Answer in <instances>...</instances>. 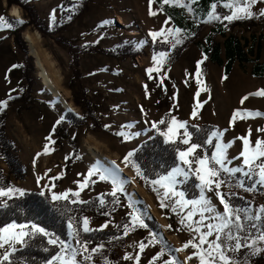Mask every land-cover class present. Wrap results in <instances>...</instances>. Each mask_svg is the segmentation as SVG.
Returning <instances> with one entry per match:
<instances>
[{"label": "rangeland", "instance_id": "1", "mask_svg": "<svg viewBox=\"0 0 264 264\" xmlns=\"http://www.w3.org/2000/svg\"><path fill=\"white\" fill-rule=\"evenodd\" d=\"M64 2L65 0H0V16L14 24L13 29L0 31V101L8 100L7 134L18 150L26 172V178L23 181H14L11 188L20 189L24 194L40 193L48 189L45 194L50 196L53 193L79 190V182L86 178L87 171L97 163L88 149V146H92L103 155L115 160L135 178V190L144 200L141 204L145 207L144 212L142 211L143 218L158 225L161 231L160 241L165 242L152 246L150 230L136 228L118 244L116 252L122 259L125 255L135 257L139 254L140 264H149L152 257L161 250L165 252L162 260L171 259L173 256L166 252L165 248L174 252V249L182 248L196 234L179 223L180 215L173 213L169 208L162 209L159 206V198L152 191V185H146L137 177L135 169L123 163L124 157L129 151L138 150L142 144L156 135L155 129H151L153 121L158 123L161 119L170 118L171 122L174 117L178 122H187L191 126L210 125L224 132L223 143L234 141L227 151L229 159L233 161V166L244 167L242 157L235 159L243 151V142L238 137L246 136L251 129L253 147L255 140L264 139V133L257 131L258 128L264 127V115L244 120L237 118L234 124L231 117L237 110L264 113V97L250 95L264 89V77H255L252 74L258 64H264V17L256 15L254 18L231 23L227 21L203 23L202 20H206L207 16L201 17L202 10L191 4V0H181V2L191 5L193 12H189L187 7L177 6L170 0L171 7L177 6L182 10L176 17L200 20L204 27L197 35L192 36V39L182 35L181 44L185 43L186 47L180 59L170 67L163 65L162 72L153 73V79H149L146 70L155 66L152 57L157 42L152 40L149 33L163 28L167 35V28L173 30L176 28L173 19L163 11L158 0L152 5V10L157 12L156 16L149 14V0H91L88 9L70 27L63 31L51 32L52 28L62 20ZM228 2L243 6L245 0H228ZM16 7L26 24V28L21 32L26 50L19 48L16 43L19 24L15 21L20 20L12 14ZM226 10L227 14H230L231 10ZM257 10H264V0L253 6V11ZM53 11L56 13L55 23L51 18ZM106 20L113 23L104 24ZM38 21L44 22V26ZM221 24H224L227 36L233 35L242 41L247 62L236 61L231 72L227 73L225 38L216 36L215 43L222 46L225 65H217L207 58L197 69L198 62L206 56L204 49L210 45L209 36ZM26 34L35 38L34 45L48 72L53 79H59L61 93L77 108L78 113L74 115L78 118L84 116L83 106L89 101L98 119L97 124L89 121L82 128H75L64 121L57 127L54 137L57 144L50 145V154L42 155L39 160L35 157L37 153L43 151L45 143H48L45 137L49 135L55 121L69 112L64 110L58 101H54L53 96L43 86ZM168 40L171 41L169 36ZM65 41L78 48L74 54L71 53L68 45H64ZM142 44L138 56L123 55L117 50L123 47L136 49ZM28 64L34 66L32 74L35 80L31 87L24 77ZM14 65H23V67L17 68ZM27 70L30 68L28 67ZM197 70L201 73L200 83H197L195 75ZM75 71H80V74H75ZM161 78L163 84H160ZM144 85H147V92ZM201 87L206 88L207 91H201ZM13 89L16 91H12ZM197 92H200L199 97L196 96ZM9 93L16 98L10 99ZM246 95L249 99L241 104L242 98ZM198 104L203 106L198 108ZM141 108L144 109L143 112ZM193 111L198 113L195 119L192 118ZM130 123L135 125L132 131L139 132V136L124 142L123 138L112 135L113 132L120 130L121 125ZM109 124L112 127L105 130L103 126ZM62 130H67L69 138L64 137ZM72 136L76 139L73 140ZM74 153L79 154L82 159H75L74 164L69 166L70 159L65 162V157L71 158ZM0 169L8 174L6 165L1 164ZM41 176L44 177L43 180H39ZM57 176L62 178L52 179ZM250 182L252 183L251 180ZM126 189L130 193V184ZM111 190L110 183L93 177L81 193L80 199L90 201L94 197H100L102 193H110ZM221 191L227 192L228 189L222 186ZM231 191L235 193L233 197L242 198L250 203L256 213L259 207L264 205V194L244 192L242 188L236 187ZM19 196V193H14V198ZM122 197L124 202L109 220H97L94 216H89V227L101 229L105 223H108L109 227L102 231L115 230L117 227L114 225H119L128 217L130 211L127 208L128 197ZM9 201L6 197H0V206ZM213 203L222 210V206L218 205L215 199ZM150 210L154 220L148 217ZM178 212H180L179 208ZM197 220L199 216L194 217V221ZM169 225L171 228L168 227ZM70 237L74 245L75 241L71 234ZM140 241L147 242L148 246L144 253H139ZM17 247L20 249L23 245ZM3 251L0 249V257ZM194 252V249L188 248L174 253L180 261H184L183 253L187 257L191 255L193 259L189 260L190 264H199ZM78 259L83 264L82 257ZM129 261L135 264L134 259ZM99 262L101 260L97 261ZM157 264H161V261ZM250 264H264V252L253 256Z\"/></svg>", "mask_w": 264, "mask_h": 264}, {"label": "snow or ice", "instance_id": "2", "mask_svg": "<svg viewBox=\"0 0 264 264\" xmlns=\"http://www.w3.org/2000/svg\"><path fill=\"white\" fill-rule=\"evenodd\" d=\"M157 0H149V14L156 16L157 12L152 10V5ZM179 7H187L189 12H193L194 9L191 5L182 3L181 0H171ZM197 0H191V4H195ZM223 8L229 9L230 14H220L217 12L218 3L213 2L210 6V11L207 13V19L202 20L203 23H210L212 21L223 22L227 21L231 23L233 21L254 18L256 15L264 17V10L253 11V6L261 3L262 0H245L243 6L239 3L226 2L222 0ZM170 0H162L163 5H168ZM53 23L56 20V13H51ZM16 24L24 25L25 21L20 19L15 21ZM113 23L112 21H104V24ZM14 24L5 17L0 16V31L6 29H13ZM51 31V29H49ZM181 29L176 27L167 28V35L165 29L160 31H152L149 36L153 41L160 39L161 43L169 44L170 48L175 50L177 45L183 42L181 36ZM191 35V33H186ZM168 36H173L174 39L168 40ZM170 58L168 51H159L152 57L154 67L147 68V76L149 79H153V73H161L163 65ZM204 59L198 62L197 69L200 64H203ZM14 67L20 68L23 65H14ZM197 77V83H200V71L195 73ZM227 79V77H225ZM160 84H163V78L160 80ZM144 89L147 92V85H144ZM12 91H16L13 89ZM23 91V89H20ZM201 91H207L206 88L201 87ZM200 92L196 93L199 97ZM251 96L264 97V89L250 93ZM10 99H15L9 93ZM249 96L246 95L242 98L241 104L248 100ZM58 103H62L57 98ZM8 106V100L0 101V109H6ZM203 105L198 104L197 107ZM55 107V105H54ZM69 113L71 109L67 110ZM143 112L144 109L141 108ZM146 115V113H145ZM198 113L192 112V118L195 119ZM264 115L259 111H239L237 110L231 117V121L234 124L237 118L244 120L246 118L260 117ZM65 116L61 115L57 119L50 130L49 135L45 137V143L43 151L37 153L35 159L39 160L42 155L50 154V145H56L57 140L54 139L57 127L65 121ZM79 120H84L83 116L79 117ZM147 123V121H145ZM166 125V120L161 119L159 122L153 121L151 123V129L162 137L167 144L174 145L178 151L179 165L171 169V171L165 175L159 176V178H149L146 175L145 170L139 166L138 162L134 160L136 152L138 150L129 151L124 157L123 163L131 165L135 169V175L145 182V184L152 185V191L156 193L159 198V206L163 208H169L173 213H177L181 216L179 223L184 226L185 229L195 233L188 242H186L182 248H176L173 251L176 253L182 252L185 249L192 248L195 250L194 255L198 259L199 264H250V260L253 256L264 252V227L260 226L257 222L264 220V205H261L258 209V213L250 210V208H241L231 203V198L235 195L231 190L236 188H242L244 192H255L256 187L254 185L264 186V139H257L254 142L251 140L252 130L249 129L246 136L238 137L243 142V151L239 157H242V163L244 167L233 166V161L229 159L227 155L228 149L232 146L234 141L229 143H223L224 132L220 130L212 131L204 141V144L212 146L214 151L209 154L207 148H204V144L192 142V134L189 132V125L187 122H178L176 118H172L170 124L167 125V130L162 131L160 126ZM105 130H108L112 126L104 125ZM134 124L121 125L120 130L115 131L112 135L123 138L124 142H128L131 139L140 135L139 132H134ZM150 129V130H151ZM227 131V130H225ZM258 132L264 133V127L258 128ZM73 140L75 136L71 137ZM186 145L187 148L180 150L179 144ZM214 141H218L214 143ZM54 150V149H53ZM76 160L82 159L79 154H73ZM70 159L69 156L65 157V162ZM111 166H102L99 162L93 164L87 171L86 178L79 182L77 191H65L60 194L53 193L51 201L56 202H68L72 205H84L89 201L80 199L81 193L92 181L93 177H98L100 181L108 182L111 184L112 190L110 193L101 194L98 197V203L101 206L106 205L105 195L111 196L113 205L121 202V196L128 197L127 208L128 221L123 224L122 230L124 236H128L130 231H134L136 228L147 229L148 224L145 222L143 212L134 203V193H129L126 186L133 183L123 176V169H121L115 161L110 162ZM49 172L51 169L48 170ZM240 173L243 177L252 181V185L245 186L244 180H235L236 175ZM83 176L84 174H78ZM62 176L53 177V180L61 179ZM195 178L198 181V187L200 189L199 199H188L185 196V192L179 190L186 182ZM44 177H39V180H43ZM223 187L228 189L227 192L221 191ZM54 187V186H53ZM48 189H45L47 191ZM45 191H41L40 195L44 196ZM14 193H19L20 196L24 195V192L20 189L14 188H0V197H6L9 200L14 199ZM215 199L218 205L222 206V210L218 209L217 205L213 203ZM5 207L8 205L5 204ZM178 208L180 212H178ZM62 215L68 212L67 203L64 207L57 209ZM186 213V214H182ZM199 216V220L194 221V217ZM70 218L67 224L70 234L75 241V244L66 243L64 240L37 223H16L13 222L5 227H0V249H3V255L0 257V264H13V257L19 250L18 245L28 247V239L36 240L37 237L42 238L40 242L46 240V246L44 251H48V245L58 247L59 251L52 256L46 264H81L82 257L83 264H91L93 257L101 253L104 245H99L96 248L89 249L88 241L81 240L80 231L74 226ZM245 221L247 223H245ZM90 221L85 217L82 221V231L87 234L95 231H102L109 227L108 223H105L101 229H93L89 227ZM114 227L120 228V225H114ZM171 228V225L168 226ZM214 237V239H209ZM27 238V239H26ZM119 239V237H117ZM150 239L152 246L157 243H165L160 241L158 235L155 232L150 233ZM148 245L144 241H140L138 244L139 253H144L145 248ZM206 246V247H205ZM242 249L245 251L242 252ZM165 256V252L161 250L158 254L152 257L149 264H157L161 261V264H186L185 261H179L173 256L171 259L162 258ZM102 264H109L107 258L101 257ZM135 260V264H140V255L135 257L132 255H125L124 261ZM193 256H188L187 260H192ZM19 264V261H17Z\"/></svg>", "mask_w": 264, "mask_h": 264}, {"label": "trees", "instance_id": "3", "mask_svg": "<svg viewBox=\"0 0 264 264\" xmlns=\"http://www.w3.org/2000/svg\"><path fill=\"white\" fill-rule=\"evenodd\" d=\"M161 4L163 11L169 15L176 27H179L181 31V36L186 35V33H191V35H186L191 37L197 35L199 31L204 27L200 20H186L185 18L176 17L181 13V9L171 7L168 5H163L162 0H158ZM190 1V0H189ZM91 0H65L64 2V12L62 15L61 22L52 28L51 32L63 31L70 27L76 19H78L81 14H83L88 9V4ZM213 2L218 3L217 12L220 14L227 13V10L223 8L222 0H197L194 4L195 7L201 9V17H206L207 13L210 11V6ZM228 2V0H226ZM201 19V18H199ZM39 22V21H38ZM44 26V22H39ZM26 28V24L19 25L17 30L18 36L16 43L19 48L25 49L23 45V40L21 38V32ZM44 29V28H43ZM222 36L225 38V54L228 59V63L225 65L222 57V46L215 43V37ZM172 40L173 36H169ZM209 47L204 49V53L207 56L208 60L223 66L227 73H230L233 69L236 61H241L242 63L247 62V56L244 51V46L242 41L236 36H227L226 31L224 30V24L218 25L216 29L213 30L212 34L208 38ZM64 45H68L71 49V53L78 49L75 46H72L69 42L65 41ZM184 44L177 45L176 49L173 50L170 48L169 44L164 45L160 42V39L157 40L153 48V56L156 55L159 51H168L170 53V58L164 64L167 67L174 65L181 57V54L185 50ZM142 45H138L136 49L132 47H123L118 48L117 50L123 55L138 56L141 51ZM260 49V45L258 47ZM261 50H259L260 53ZM118 52V54H119ZM78 66V61L75 62ZM30 70H27V68ZM34 71L33 64H28L25 68V79L28 82V86L31 87L35 78L32 74ZM75 74L79 75L80 71H75ZM255 77H264V64L257 65L253 72ZM84 110V120H79L77 116L72 113H66L65 122L75 128H82L89 121H92L94 124L98 123V119L93 111L92 104L89 101H86ZM166 125H161L160 128L162 131L167 129V125L170 124V118H166ZM7 121L8 113L6 109H0V165L4 164L8 168V174H5L0 169V188H11L14 181L19 182L23 181L26 178L25 168L20 160L19 153L14 143L8 137L7 134ZM189 132L192 134V142L204 144L207 136L215 129V127L210 125H203L200 127H195L189 125ZM65 138H69V133L64 130L61 131ZM217 141H214L216 143ZM179 144V141H178ZM187 148L186 145L179 144V149L183 150ZM204 148H207L209 154L214 151L212 146L204 144ZM134 160L138 162L139 166L145 170L146 175L149 178H159L161 175H165L171 171L174 167L179 165L178 151L176 147L171 144L164 142V137L160 136L158 133L147 142L142 144V146L136 152ZM75 162L74 155L70 158L68 165L72 166ZM235 180H244L245 185L250 186L252 183L247 178L243 177L242 174L238 173ZM198 181L195 178L186 182L181 189L185 192L186 198L188 199H198L199 198V189ZM255 194H264V187L257 185ZM106 205L101 206L98 203V197H94L89 201L88 204L84 205H72L70 201L68 202H56L51 201V196L45 194L41 196L38 192L26 193L23 196L16 197L11 199L7 203V207L0 206V227H5L8 224L13 222L16 223H37L38 225L44 227L46 230L55 233L59 239L64 240L66 243L72 244L70 237V232L67 227L68 221L70 218H75L72 220L75 227L80 231L81 240H87L89 249L96 248L99 245H104V248L101 253L96 254L93 257L91 264H102L101 257L107 258L109 264H134L131 261H124L119 254L116 252V248L119 243L124 239V234L122 226L126 223L129 217L124 218L119 225L120 228H116L111 231H95L90 233H83L82 231V221L85 217L94 216L97 220H109L111 216L118 211L121 204L124 202V198L121 196V202L119 204L113 205L112 197L105 195ZM67 203L68 212L62 215L57 209L64 207ZM231 203L233 205L239 206L241 208H250L253 211L250 203L245 201L242 198L232 197ZM137 207L144 212L145 207L143 205H137ZM148 224V229L150 232H155L158 237L160 236L161 231L159 230L158 225L155 222H150L145 220ZM245 223H247L245 221ZM260 226L264 227V220L257 222ZM119 237V239H117ZM27 239V238H26ZM42 238L37 237L36 240L28 239V247L23 246L20 248L14 255L13 264H46L48 260L56 254L59 249L56 246L48 245V251H44L46 246V240L40 242ZM160 239V238H159ZM145 242V241H144ZM147 244V242H145ZM124 246V244H123ZM166 252H169L171 256H175L179 260L174 252L165 248ZM245 250H242V252ZM98 260L101 262L97 263ZM180 261V260H179Z\"/></svg>", "mask_w": 264, "mask_h": 264}, {"label": "bare ground", "instance_id": "4", "mask_svg": "<svg viewBox=\"0 0 264 264\" xmlns=\"http://www.w3.org/2000/svg\"><path fill=\"white\" fill-rule=\"evenodd\" d=\"M12 14L15 17H17L18 19H22L21 12L17 7L13 9ZM26 40L29 43L30 52H31L32 56L35 57L36 64L38 67V75L41 78L43 86L53 96L54 101H55V99L57 100V98H59V101H62V103H60V104L64 108V110L71 109L73 112L78 113L77 108L70 101H68V99L61 93V90L59 89V85H58L59 79L58 80L53 79L51 77L50 73L48 72V70L44 64V61L41 58V55L38 53V51L34 45V43L36 41L35 38H33V36L30 34H26ZM57 78H60V76H57ZM88 147H89L88 148L89 152L92 154V157L95 159L96 162H99L102 166H111L110 162L115 161V160L103 155L96 148H94L92 146H88ZM116 164L121 169H123V176L124 177L134 181L133 183L130 184V187H131L130 193L135 194V196H134L135 203L139 204V205L143 204L144 200L138 195V193L135 190V188H136L135 178L131 174H129L119 163L116 162ZM148 214H149L148 217H150L151 219L154 220V215L151 212V210L149 211ZM183 259L186 262V264H190L189 260H187V255L184 253H183Z\"/></svg>", "mask_w": 264, "mask_h": 264}, {"label": "water", "instance_id": "5", "mask_svg": "<svg viewBox=\"0 0 264 264\" xmlns=\"http://www.w3.org/2000/svg\"><path fill=\"white\" fill-rule=\"evenodd\" d=\"M55 100H56V99H55ZM56 101H57V100H56ZM71 113H72V114H76V113H75V112H73V111H72Z\"/></svg>", "mask_w": 264, "mask_h": 264}, {"label": "crops", "instance_id": "6", "mask_svg": "<svg viewBox=\"0 0 264 264\" xmlns=\"http://www.w3.org/2000/svg\"><path fill=\"white\" fill-rule=\"evenodd\" d=\"M259 65V64H258Z\"/></svg>", "mask_w": 264, "mask_h": 264}]
</instances>
